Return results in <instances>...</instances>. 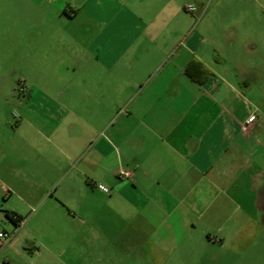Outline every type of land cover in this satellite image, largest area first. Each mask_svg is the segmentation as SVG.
<instances>
[{
  "label": "crops",
  "instance_id": "0c3cea01",
  "mask_svg": "<svg viewBox=\"0 0 264 264\" xmlns=\"http://www.w3.org/2000/svg\"><path fill=\"white\" fill-rule=\"evenodd\" d=\"M201 1L9 0L14 16L28 10L43 27L4 32L44 42L18 45L39 59L23 98L13 86L0 99V221L13 226L6 211L24 219L7 205L13 192L37 209L26 221L35 232L0 239V264H20L27 237L51 253L55 238L39 231L58 222L71 227L61 241L108 240L150 264L209 250L214 262L264 264V75L240 72L241 51ZM189 6L198 25L185 24ZM80 16L97 18L92 39L81 35L91 26L76 30ZM77 90L98 103L77 104ZM121 168L131 177L118 178ZM35 249L21 264H38Z\"/></svg>",
  "mask_w": 264,
  "mask_h": 264
},
{
  "label": "rangeland",
  "instance_id": "374dc122",
  "mask_svg": "<svg viewBox=\"0 0 264 264\" xmlns=\"http://www.w3.org/2000/svg\"><path fill=\"white\" fill-rule=\"evenodd\" d=\"M17 1H15L16 3ZM200 3L203 5L204 16L210 15L212 23L220 28V32L223 29H228L229 42L233 43V49L241 51V57L244 59L245 66H243L240 72L244 74H250L259 72L264 75V0H202ZM13 7V5H12ZM12 7L5 0H0V86L5 90V94L0 98L4 101L5 96H9L12 93L13 86L16 88L15 98H23V94L18 92L19 82H23L25 77L28 76L30 69L34 67L35 62L39 59L34 53L29 50L21 51L18 54V45L33 47L35 43L41 44L44 42V36H40L37 32L29 30L24 33H5L4 27L7 25H23L32 26L36 24L34 29L43 27L41 20L44 18H35L31 14H28V10L21 13L22 17L14 16ZM197 7V6H196ZM187 15L185 24L198 25V18L193 13H186ZM203 16V17H204ZM184 17V18H185ZM206 18V17H205ZM146 19V17H143ZM172 21H175L172 19ZM43 24H49V21ZM76 30L81 25H89L92 27V31L87 34H81L83 40L91 39L97 34L99 24L97 18L80 16L74 23ZM39 27V28H38ZM79 37L80 34L75 33ZM221 35V34H220ZM225 38L226 35H221ZM223 38L221 39L223 41ZM224 43V42H222ZM4 45L11 47L10 51L4 50ZM238 56V53H237ZM247 62V63H246ZM248 63H257L260 66L254 70L252 66H247ZM9 72L11 80H8L7 72ZM241 73V74H242ZM4 75V76H1ZM7 78V79H6ZM55 85L58 82H53ZM8 85V86H7ZM93 83H89V86ZM76 103L81 105H95L98 102V97H89L87 99H81L83 97L82 92L77 90ZM82 100V101H81ZM12 109H17L16 104L9 105ZM18 111V109H17ZM110 114H108L109 116ZM11 195V193L9 194ZM18 192H13L8 202V207L11 209L21 210L24 213V221L21 225L24 235H30V232L36 231L34 223H27V216L35 214L37 211L35 204H32L31 209H25L22 200L18 198ZM27 218V219H26ZM50 227V228H49ZM46 226L42 228L39 235L46 234L55 238V242L51 247L53 250L51 253L46 249L45 245H50L49 242H45V245L34 246V241L27 237L30 248L27 252H24V256L21 261L30 262V253H33L35 247L39 249L41 254L38 264H150L137 256L119 255L118 252L111 246L110 241H87L86 238L76 235L71 241H61L60 236H70V226L66 223H57L54 226ZM17 231L14 230L12 225L0 221V232H8L11 234V239L15 236ZM10 240V239H9ZM5 241V240H2ZM32 251V252H31ZM37 251V250H36ZM199 253V252H198ZM204 253V254H203ZM20 261V264H21ZM168 264H230L227 258H221L220 262H214L211 257V251L200 252L197 257H172ZM248 264H263V261L258 258H251V263Z\"/></svg>",
  "mask_w": 264,
  "mask_h": 264
},
{
  "label": "built area",
  "instance_id": "2783aa9c",
  "mask_svg": "<svg viewBox=\"0 0 264 264\" xmlns=\"http://www.w3.org/2000/svg\"><path fill=\"white\" fill-rule=\"evenodd\" d=\"M187 11L190 12V13H194V12L197 11V7H195V6H189V7H187ZM27 91H28V87L26 86L25 81L19 82V84H18V92H19V94L25 95ZM13 116H14V118L16 120L19 119V114L16 111L13 112ZM251 121H252V117H250L247 120V122H246L247 124L243 128L244 130H246L247 125L250 124ZM116 175H117L118 178L127 179V178H130L132 174H131V171H129L127 169L121 168L117 172ZM97 187L100 190L104 191V192L107 191V188L104 187V186H102V185H98ZM23 221H24V219L21 221L19 227L22 225ZM14 230H16V228H14ZM0 239H2V240H9V239H11V234H9L8 232H0Z\"/></svg>",
  "mask_w": 264,
  "mask_h": 264
},
{
  "label": "trees",
  "instance_id": "16d2710c",
  "mask_svg": "<svg viewBox=\"0 0 264 264\" xmlns=\"http://www.w3.org/2000/svg\"><path fill=\"white\" fill-rule=\"evenodd\" d=\"M6 218L13 224L14 228H18L23 218L14 212L6 211Z\"/></svg>",
  "mask_w": 264,
  "mask_h": 264
}]
</instances>
